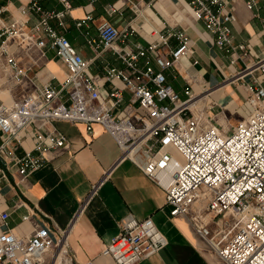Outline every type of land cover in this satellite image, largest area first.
Segmentation results:
<instances>
[{
  "label": "built area",
  "instance_id": "obj_1",
  "mask_svg": "<svg viewBox=\"0 0 264 264\" xmlns=\"http://www.w3.org/2000/svg\"><path fill=\"white\" fill-rule=\"evenodd\" d=\"M48 1L30 0L22 9V16L36 19L34 27L24 36L39 48L54 49L69 73L59 88L49 82L37 93L13 104L0 100V134L3 136L0 160L7 168L17 166L19 173L28 177L41 167L45 152L66 146L67 138L63 133L55 128L44 130L45 126L57 121L81 123L92 132L93 125L100 124L119 143L122 158L132 160L156 183H161L160 176L172 163L177 165L172 182L165 187L171 214L188 218L224 262L264 264V87L253 80L249 102L254 111L233 132L226 134L215 126L204 127L201 116L195 115L191 108L197 99L191 87L185 88L182 98L167 82L165 74L190 53L192 42L186 32L178 30L168 36H158L148 46L133 48L127 44L132 31L120 30L105 21L98 28V40L91 43L97 49L113 52L125 66L124 69L105 68L104 78L114 87L109 99L114 102L112 106L120 104L121 89L115 85L120 81L131 92V102L142 110V114L126 112L125 118L115 117L102 98L97 81L88 73L90 62L51 24L54 19L63 24L72 9L71 2L58 0L64 9L56 11L43 7ZM226 4V0H189L194 16L203 21L219 50L230 55L239 50L241 55L247 56L244 45L233 44L228 24L234 16L224 15ZM255 4L254 0L247 2L251 9ZM113 10L110 6L109 11ZM90 20L92 16L87 15L77 26ZM17 23L1 30L0 36L4 38L12 31L13 38L22 35ZM171 37L178 42L175 48L170 45ZM8 40L9 37L3 39L0 45V55L7 57L10 55ZM8 63L14 70V78L20 81L24 71L13 58H9ZM255 68L264 73V61L258 60L246 69ZM30 129L34 146L19 157L14 150L22 146ZM101 182L92 187L80 211L96 194ZM204 198H208L206 209L212 215L211 220H206L202 212L192 213L195 204ZM1 217L3 221L8 219L7 214ZM211 223L215 225L214 230ZM67 233L68 230L54 241L45 227L36 228L29 238L17 237L6 230L0 235V264H42L46 253H56L59 249L64 250L67 264H75L67 250ZM167 244L151 217L140 220L129 214L120 222L119 234L107 245L103 255L111 256L116 264H137L154 256Z\"/></svg>",
  "mask_w": 264,
  "mask_h": 264
},
{
  "label": "crops",
  "instance_id": "obj_2",
  "mask_svg": "<svg viewBox=\"0 0 264 264\" xmlns=\"http://www.w3.org/2000/svg\"><path fill=\"white\" fill-rule=\"evenodd\" d=\"M29 1L0 0V33L14 22L22 28V35L8 45L9 57L0 55V68L5 70L0 87H11L15 83L14 87L18 89L7 91L14 102L37 93L49 82L59 88L69 73L54 49L39 48L30 41L24 44L27 41L24 34L36 24L35 17L21 14ZM69 1L72 9L63 24L57 19L51 24L90 62L88 73L97 81L101 96L115 117L125 118L126 112L142 114V110L131 102V92L120 81L115 82L121 89L120 104L112 106L114 102L109 99L114 87L104 78L105 68L124 69L125 66L113 52L97 49L91 43L98 40V28L105 21L120 30L132 31L127 44L133 48L148 46L158 36H168L178 30L186 32L192 42L191 51L183 56L176 68L166 70L165 74L167 82L182 98L185 88L191 87L197 96L196 109L192 110L201 116L202 126H215L228 134L254 111L249 102L253 80L264 87V73L258 68H246L258 60L264 61V0H254L256 4L252 9L247 6L251 0H226L224 15L231 13L234 16L228 24L233 44L244 45L247 56L241 55L239 50L233 55L219 50L203 21L194 16L189 0ZM110 6L114 9L111 12ZM43 7L56 11L64 9L58 0L45 2ZM87 15H91L92 20L78 27V22ZM3 39L0 36V45ZM169 42L172 48L178 45L174 37ZM9 58H13L25 73L20 81L14 78ZM154 67L159 69L156 64ZM53 128L66 136V146L45 152L41 167L30 176L23 177L17 166L7 168L0 160V235L10 230L17 237L29 238L36 228L45 227L57 241L68 230L67 250L75 264L87 261L116 264L111 256L103 255V251L119 234L120 222L132 214L140 220L151 217L168 241L157 254L137 264H227L188 218L172 216L165 187L172 182L176 164L172 163L160 176L161 183L158 184L132 160L122 158L119 143L100 124H94L92 132H88L85 124L57 121L45 126L44 130L53 131ZM32 132L30 129L22 146L14 150L17 156L21 157L33 148ZM2 141L0 134V144ZM174 156L180 159L178 154L174 153ZM99 182L96 194L80 211L92 187ZM207 204L208 198L200 199L192 213L202 212L206 220H211ZM2 214L8 215L6 221L2 220ZM210 227L215 229L213 223ZM49 252L43 256L42 264H53L54 252L52 255Z\"/></svg>",
  "mask_w": 264,
  "mask_h": 264
},
{
  "label": "rangeland",
  "instance_id": "obj_3",
  "mask_svg": "<svg viewBox=\"0 0 264 264\" xmlns=\"http://www.w3.org/2000/svg\"><path fill=\"white\" fill-rule=\"evenodd\" d=\"M12 34H14V31H12V32H10L9 34H7L5 37H4V39H7L8 37H9V40L7 41V45H10V43H11V40L13 39H17L16 37H11V35ZM19 34H21V33H19ZM24 39H27L26 38V36H25V38ZM19 41V40H18ZM28 42V40L26 41V42H24V44L25 43H27ZM4 75H5V70H2L1 68H0V85H2V83H3V81L4 80H2V79H4ZM7 84V83H6ZM15 86V83L13 82L12 84H11V87H5V88H1L0 87V100H2L3 102H5V103H9L10 102V100H8V98H11L12 99V103L11 104H13V102H14V99L12 98V97H9V92H7V91H10V90H12L13 92L16 90V89H18V88H15L14 87ZM17 101V100H16ZM58 251H60V253L62 252V251H64V250H62V249H59ZM49 254H53V252H49ZM55 254V253H54ZM65 255V254H64ZM54 256V255H53Z\"/></svg>",
  "mask_w": 264,
  "mask_h": 264
},
{
  "label": "bare ground",
  "instance_id": "obj_4",
  "mask_svg": "<svg viewBox=\"0 0 264 264\" xmlns=\"http://www.w3.org/2000/svg\"><path fill=\"white\" fill-rule=\"evenodd\" d=\"M10 100L9 104L12 103V99L8 98ZM196 103H193L191 108L196 109ZM56 253L54 254V262L53 264H67L66 262V257L64 255V251L60 253V251H55Z\"/></svg>",
  "mask_w": 264,
  "mask_h": 264
}]
</instances>
